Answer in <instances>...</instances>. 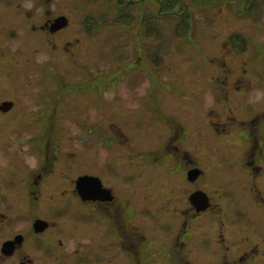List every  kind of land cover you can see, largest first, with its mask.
<instances>
[{"label": "flooded vegetation", "instance_id": "obj_1", "mask_svg": "<svg viewBox=\"0 0 264 264\" xmlns=\"http://www.w3.org/2000/svg\"><path fill=\"white\" fill-rule=\"evenodd\" d=\"M12 2L0 0V264H264L261 75L202 76L182 105L152 106L132 100L139 73L125 89L126 74L81 53L94 15L76 23L81 41L58 7Z\"/></svg>", "mask_w": 264, "mask_h": 264}, {"label": "rangeland", "instance_id": "obj_2", "mask_svg": "<svg viewBox=\"0 0 264 264\" xmlns=\"http://www.w3.org/2000/svg\"><path fill=\"white\" fill-rule=\"evenodd\" d=\"M208 1L207 5L202 6L201 0H184L191 20L187 34L183 36L175 34L176 22L180 19L178 15H155L158 9L156 0L131 3V19L139 23L140 16L144 26L140 32L137 25L127 29L115 25L117 0H13L12 3L58 7L60 11H65L67 18L71 17L70 29L66 32L70 34L68 37L77 35L81 41L86 38L84 33L76 32V23L87 14L94 15L98 22L96 45L88 37L86 41L91 50L80 47L81 53H85L83 56L95 52L97 70L113 67L117 73L121 72L120 75L126 74V78L119 79L123 88L133 80V74L139 73L142 80L145 79V84L141 86L142 94L137 98L132 97V100H145L155 106V97L161 101H177L182 105L187 101L186 96L190 97L192 90L198 88L197 79L203 76L204 82L211 87L223 84L226 74L231 75L235 68L249 69L248 79L261 75L255 84H264V0ZM242 42H246L245 48H241L242 52L235 51ZM138 59L140 63L135 65ZM228 80L231 81V77ZM103 81H107V78ZM120 99L126 98L121 96ZM206 100L210 102V95L203 101ZM96 101L98 131L101 133L103 130V134L106 132L109 135L106 124L112 108L101 96Z\"/></svg>", "mask_w": 264, "mask_h": 264}, {"label": "trees", "instance_id": "obj_3", "mask_svg": "<svg viewBox=\"0 0 264 264\" xmlns=\"http://www.w3.org/2000/svg\"><path fill=\"white\" fill-rule=\"evenodd\" d=\"M124 1L117 0V4H116L117 18L116 20H114L115 25L127 26L128 22H131L134 20V19L133 20L131 19L133 9L132 10L130 9L131 7H133V5L131 4L133 3V1L132 0H124ZM201 1L202 2H200V4H202V6H205L209 3L208 0H201ZM138 2L139 1H137V3ZM156 3H157L158 9L155 15L158 17L163 16V15H172V14L178 15L180 19H178V21L176 22L175 34L177 36L186 35L190 27V20H191L190 15L191 14L189 11H186V5L184 3V0H156ZM128 10H131V11H128ZM178 31H181V32L179 33ZM155 34L157 36V33Z\"/></svg>", "mask_w": 264, "mask_h": 264}, {"label": "water", "instance_id": "obj_4", "mask_svg": "<svg viewBox=\"0 0 264 264\" xmlns=\"http://www.w3.org/2000/svg\"><path fill=\"white\" fill-rule=\"evenodd\" d=\"M60 20H64V23H63V25L67 22V18L66 17H60Z\"/></svg>", "mask_w": 264, "mask_h": 264}]
</instances>
